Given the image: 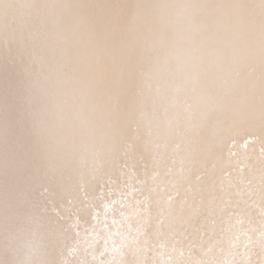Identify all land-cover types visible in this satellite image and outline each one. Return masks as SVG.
I'll use <instances>...</instances> for the list:
<instances>
[{"label": "snow or ice", "instance_id": "obj_1", "mask_svg": "<svg viewBox=\"0 0 264 264\" xmlns=\"http://www.w3.org/2000/svg\"><path fill=\"white\" fill-rule=\"evenodd\" d=\"M0 264H264V0H0Z\"/></svg>", "mask_w": 264, "mask_h": 264}]
</instances>
